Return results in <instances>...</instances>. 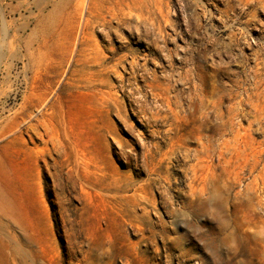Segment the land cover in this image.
<instances>
[{
	"label": "rangeland",
	"instance_id": "rangeland-1",
	"mask_svg": "<svg viewBox=\"0 0 264 264\" xmlns=\"http://www.w3.org/2000/svg\"><path fill=\"white\" fill-rule=\"evenodd\" d=\"M0 264H264V10L0 0Z\"/></svg>",
	"mask_w": 264,
	"mask_h": 264
},
{
	"label": "bare ground",
	"instance_id": "bare-ground-1",
	"mask_svg": "<svg viewBox=\"0 0 264 264\" xmlns=\"http://www.w3.org/2000/svg\"><path fill=\"white\" fill-rule=\"evenodd\" d=\"M246 2L248 3L249 6H251L254 10H258V9H263L264 10V0H246ZM235 8V7H234ZM87 9V8H86ZM84 10H85V5L84 3L81 5L80 7V19L83 21H85V26L86 24H88V19H86L84 17ZM255 12L253 11V16L255 17ZM127 19V18H126ZM166 26V25H165ZM156 27V26H155ZM85 28V27H84ZM165 28V27H164ZM87 30V29H86ZM85 30V31H86ZM186 62H188L187 60H184ZM190 61H192L191 63L193 64L194 66V69H191L189 71V73H187V76L189 77V79L195 81V85L197 86L196 84V79L198 80V75L195 73V70L198 68V66L196 65V63L193 61V59H190ZM191 74V75H190ZM159 96V95H158ZM156 97V96H155ZM222 118H223V124H226V120H224V115H222ZM210 145V144H209ZM206 147V146H205ZM210 148V147H209ZM207 151V150H206ZM210 153V152H209ZM212 155V154H211ZM209 158V157H208ZM206 161V160H205Z\"/></svg>",
	"mask_w": 264,
	"mask_h": 264
}]
</instances>
